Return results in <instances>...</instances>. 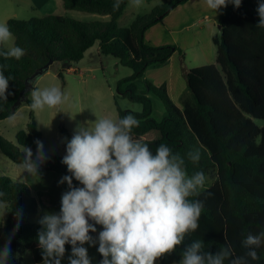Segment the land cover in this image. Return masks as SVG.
Wrapping results in <instances>:
<instances>
[{"label": "trees", "instance_id": "16d2710c", "mask_svg": "<svg viewBox=\"0 0 264 264\" xmlns=\"http://www.w3.org/2000/svg\"><path fill=\"white\" fill-rule=\"evenodd\" d=\"M153 11L138 16L127 28L119 26L129 0H122L118 10H113L115 0H62L63 7L94 15L109 16L110 21L95 25L75 21L61 15L32 17L30 20L10 19L7 24L14 36V44L26 50L20 60L0 56V65L9 81L7 101L0 100V122L15 115L14 110L26 82L41 67L60 63L63 69H71L84 60L86 53L98 46L103 55L113 56L133 70L130 77L119 82L118 90L133 103L142 105L141 112L119 110L118 117L134 115L139 126L133 128L134 139L147 143L155 152L160 144H166L174 153L185 158L189 175L202 171L213 181L198 197L204 207L199 228L185 237L181 246L172 254L158 260L160 264H178L183 247L195 240H203L204 249L217 253L221 247L231 246L234 255H243L242 239L249 233L264 230V126L254 119L264 120V28L257 27L256 0H242L224 8L220 19V35L214 37L217 48L216 63L194 69L184 66L185 53L176 45L152 46L147 43L146 32L160 24L178 6L189 0H162ZM6 50L0 45V51ZM175 54L183 64V76L187 81L189 97L179 109L170 99L167 85L154 86L145 81V91L139 93L136 82L142 80L148 69L164 65ZM62 77V75H60ZM39 79V78H38ZM38 79L35 80L34 86ZM127 85L125 92L121 86ZM161 99L167 114L162 121L153 118V100ZM23 104L29 107L28 98ZM31 108V107H30ZM62 132L67 133L63 127ZM148 133H157L158 139L147 140ZM43 142L34 111L29 113L26 129L16 135V141L7 140L0 132V150L13 163L19 165L23 158V146L35 154V141ZM199 150L201 159L193 164L187 159L189 151ZM50 159L40 168L58 176L71 175L62 158L46 153ZM74 186H80L73 179ZM0 197L7 204L9 213L4 222L5 236L0 227V248L10 240L11 256L8 264H23V255L31 250L33 260L43 264L42 250L37 234L40 224L28 223L23 215L36 213L38 205L31 188L9 177H0ZM61 203L57 205L60 209ZM91 222V221H90ZM102 230L97 225V233ZM66 252L71 245H65ZM259 259L250 264H264V246L257 249ZM99 255V264L102 260ZM225 264H230L229 260Z\"/></svg>", "mask_w": 264, "mask_h": 264}, {"label": "clouds", "instance_id": "9594fccd", "mask_svg": "<svg viewBox=\"0 0 264 264\" xmlns=\"http://www.w3.org/2000/svg\"><path fill=\"white\" fill-rule=\"evenodd\" d=\"M143 0H129L132 7L142 6ZM122 0H115L118 10ZM216 12L229 3L235 8L242 0H204ZM257 27L264 28V0H258ZM14 36L7 23H0V51L5 59L20 60L26 50L13 43ZM0 65V100L7 101L11 77L4 75ZM31 109L56 108L66 103L68 95L59 87L31 88ZM16 119L15 115L8 118ZM132 114L122 118H96L78 124L66 143L61 163L71 175H64L58 184H67L61 195L59 212L45 214L39 219L37 234L43 264H61L65 245H71L69 264H92L85 244L95 246L102 256L100 264H156L166 254L181 246L185 237L199 228L203 201L198 197L205 189L207 177L202 171L189 175L185 158L174 153L166 144L155 152L147 143L134 139L132 130L139 126ZM36 152L23 146V158L18 168L22 173L36 176L40 167L50 159L40 140L35 141ZM196 164L200 151L187 153ZM73 179L82 187H76ZM5 194L0 192V197ZM5 202L0 200V208ZM91 221V222H90ZM97 225L101 226L97 233ZM243 255H234L232 247L224 246L215 254L203 251V240H195L183 247L178 264H250L257 261V249L264 246V230L249 233L242 239ZM10 240L0 248V264H8L11 256Z\"/></svg>", "mask_w": 264, "mask_h": 264}, {"label": "rangeland", "instance_id": "374dc122", "mask_svg": "<svg viewBox=\"0 0 264 264\" xmlns=\"http://www.w3.org/2000/svg\"><path fill=\"white\" fill-rule=\"evenodd\" d=\"M5 3L15 8L19 13L18 19L20 20L28 21L32 17L61 15L91 26L99 22L110 21L109 16L66 10L62 0H0V13L5 10ZM162 3V0H143L142 6L138 8L128 4L119 20V26L121 28L130 27L135 23L138 16L150 14ZM255 5L258 6V0L255 1ZM10 43L14 44V39ZM73 67L75 70L69 71L63 69L60 63H53L46 74L38 79L35 86L40 89L59 87L69 97L66 103L56 108L49 109L46 107L44 110L34 111L43 135L45 152L61 158L66 154V143L72 138L78 124L93 122L96 118L117 119L119 110L142 111L141 104L131 102L118 90L119 82L133 74V70L123 66L119 59L98 53L94 47L81 63H76ZM145 81L143 83H141L142 80L136 82L139 93L146 90ZM126 90V84L121 86L122 92ZM28 98L31 101V92H29ZM151 98L153 100L152 116L160 122L167 111L161 99L153 95ZM30 110L31 108L27 104H22L16 111L14 121L7 119L0 122V132L7 140L15 142L17 133L26 129ZM254 122L259 127L264 126V120L254 119ZM63 127L67 133L62 132L61 128ZM0 177H9L16 182L25 183L31 188L32 196L38 205V211L24 214L23 217L26 222L39 224L38 221L45 212H59L60 209L57 205L61 201L62 193L67 190L66 183L58 184L61 176L41 168L36 176H29L26 172L22 173L18 165L0 150ZM212 182L208 177L205 189L210 187ZM78 187H82V185ZM8 213L9 209L5 204V207L0 208V227L3 236H5L3 226ZM84 247L88 249L92 264H99L98 244L95 246L85 244ZM70 255L71 250L65 254L61 264H69L68 257ZM23 264H37L33 260L31 250L24 253ZM156 264L160 263L157 261Z\"/></svg>", "mask_w": 264, "mask_h": 264}, {"label": "crops", "instance_id": "0c3cea01", "mask_svg": "<svg viewBox=\"0 0 264 264\" xmlns=\"http://www.w3.org/2000/svg\"><path fill=\"white\" fill-rule=\"evenodd\" d=\"M230 5L232 4L229 3L227 7ZM4 9L0 13L1 23H7L12 18H19V13L10 4L5 3ZM223 11L224 8L217 12L209 9L204 0H189L186 4L174 9L162 23L150 28L145 35L146 41L152 46L180 47L185 53L186 69L213 65L217 58V48L213 39L220 35V19ZM95 49L100 53L98 46H95ZM73 70L75 68L72 66L69 71ZM144 80H148L157 87L167 85L170 99L179 109H183V101L189 97L190 92L183 76V64L179 54H175L164 65L148 69L141 83ZM144 138L155 140L159 138V135L148 133Z\"/></svg>", "mask_w": 264, "mask_h": 264}, {"label": "water", "instance_id": "95a60500", "mask_svg": "<svg viewBox=\"0 0 264 264\" xmlns=\"http://www.w3.org/2000/svg\"><path fill=\"white\" fill-rule=\"evenodd\" d=\"M53 64V61H50L45 66L41 67L37 72H35L30 79L26 82V87L24 91L21 93L20 98L18 99L16 105L14 106V110L20 107L26 100L27 94L31 92V88L34 87V82L36 79L42 77L48 71L49 67Z\"/></svg>", "mask_w": 264, "mask_h": 264}]
</instances>
